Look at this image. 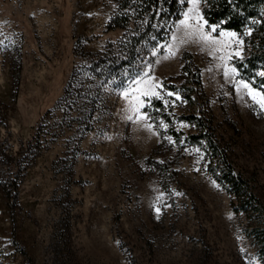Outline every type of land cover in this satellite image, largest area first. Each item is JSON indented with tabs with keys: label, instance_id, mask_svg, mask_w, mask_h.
Returning <instances> with one entry per match:
<instances>
[{
	"label": "rangeland",
	"instance_id": "374dc122",
	"mask_svg": "<svg viewBox=\"0 0 264 264\" xmlns=\"http://www.w3.org/2000/svg\"><path fill=\"white\" fill-rule=\"evenodd\" d=\"M181 1L138 68L97 76L124 34L107 29L116 0H0L2 263L264 264L206 142L187 140L202 129L179 119L201 117L264 203V93L234 65L251 31Z\"/></svg>",
	"mask_w": 264,
	"mask_h": 264
},
{
	"label": "trees",
	"instance_id": "16d2710c",
	"mask_svg": "<svg viewBox=\"0 0 264 264\" xmlns=\"http://www.w3.org/2000/svg\"><path fill=\"white\" fill-rule=\"evenodd\" d=\"M117 9L110 19L109 31L122 30L123 37L110 45V51L94 61V72L136 69L145 60L151 50L166 42L171 29L184 12L186 4L181 0H116ZM203 16L208 26H218L221 30L244 34L250 30L246 39V55L234 61L241 78L249 81L253 87L264 93V0H201ZM184 70L189 78L200 85V77L186 65ZM101 76L100 73H96ZM183 93L191 100V91L186 86L170 87ZM165 121L172 124V119L165 112L162 102H156ZM180 120L198 125L202 132L188 135L187 140L192 144L202 141L208 146L211 158V173L222 184L226 185L235 200L236 213L245 214L252 225L250 237L255 241L259 257L264 262V203L257 196L252 183L239 173L230 160L227 152L221 148L213 137L205 131L207 125L196 115H183ZM171 134L176 140L182 133L172 129ZM12 199L15 197L9 195ZM0 264L2 261L0 260Z\"/></svg>",
	"mask_w": 264,
	"mask_h": 264
}]
</instances>
